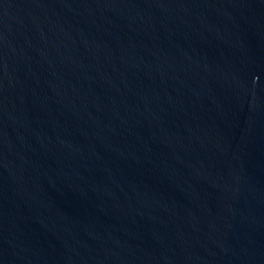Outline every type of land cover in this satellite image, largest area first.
I'll list each match as a JSON object with an SVG mask.
<instances>
[{
  "label": "water",
  "instance_id": "water-1",
  "mask_svg": "<svg viewBox=\"0 0 264 264\" xmlns=\"http://www.w3.org/2000/svg\"><path fill=\"white\" fill-rule=\"evenodd\" d=\"M0 264H264V0H0Z\"/></svg>",
  "mask_w": 264,
  "mask_h": 264
}]
</instances>
